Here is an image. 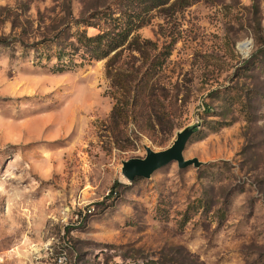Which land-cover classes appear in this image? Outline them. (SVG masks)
<instances>
[{
	"label": "rangeland",
	"instance_id": "obj_1",
	"mask_svg": "<svg viewBox=\"0 0 264 264\" xmlns=\"http://www.w3.org/2000/svg\"><path fill=\"white\" fill-rule=\"evenodd\" d=\"M113 1L0 0V264H264V0L155 11L141 41L176 45L127 123L106 60L56 75L22 47ZM184 130L198 164L124 178Z\"/></svg>",
	"mask_w": 264,
	"mask_h": 264
},
{
	"label": "trees",
	"instance_id": "obj_2",
	"mask_svg": "<svg viewBox=\"0 0 264 264\" xmlns=\"http://www.w3.org/2000/svg\"><path fill=\"white\" fill-rule=\"evenodd\" d=\"M200 0H114L110 4L91 10L82 19H62L52 28L51 35L32 46L22 45L34 54V63L42 69L61 75L76 72L94 62L106 60V74L112 80L116 105L112 116L118 120L133 117L141 91L148 88L163 63L171 57L176 41L173 38L162 50L149 49L150 42H142L138 32L147 27L151 15L170 4L189 7ZM93 29L96 34L90 35ZM7 39H0V46L10 47ZM128 53V58L124 57ZM143 59V66L130 67L134 54ZM116 187L110 195L115 196ZM190 209L185 213L184 223L190 219ZM139 264L138 260H134ZM144 264H160L154 260Z\"/></svg>",
	"mask_w": 264,
	"mask_h": 264
},
{
	"label": "water",
	"instance_id": "obj_3",
	"mask_svg": "<svg viewBox=\"0 0 264 264\" xmlns=\"http://www.w3.org/2000/svg\"><path fill=\"white\" fill-rule=\"evenodd\" d=\"M193 132L184 130L177 135L173 146L163 152L156 153L150 148H146L145 159H131L123 163L122 175L129 182L136 179H149L157 171L176 163L180 170H185L198 164L197 160H185L184 151L191 139Z\"/></svg>",
	"mask_w": 264,
	"mask_h": 264
},
{
	"label": "built area",
	"instance_id": "obj_4",
	"mask_svg": "<svg viewBox=\"0 0 264 264\" xmlns=\"http://www.w3.org/2000/svg\"><path fill=\"white\" fill-rule=\"evenodd\" d=\"M59 262H60V264H63V260L62 259Z\"/></svg>",
	"mask_w": 264,
	"mask_h": 264
}]
</instances>
